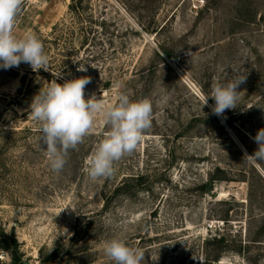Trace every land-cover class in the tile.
<instances>
[{
    "label": "rangeland",
    "instance_id": "1",
    "mask_svg": "<svg viewBox=\"0 0 264 264\" xmlns=\"http://www.w3.org/2000/svg\"><path fill=\"white\" fill-rule=\"evenodd\" d=\"M28 31L49 64L0 68V264H114L113 237L142 264H264V161L245 157L264 128V0H24L14 33ZM234 76L238 106L217 116L201 98ZM81 77L105 109L120 92L152 104L137 148L95 182L104 114L60 172L29 115L48 82Z\"/></svg>",
    "mask_w": 264,
    "mask_h": 264
},
{
    "label": "clouds",
    "instance_id": "2",
    "mask_svg": "<svg viewBox=\"0 0 264 264\" xmlns=\"http://www.w3.org/2000/svg\"><path fill=\"white\" fill-rule=\"evenodd\" d=\"M23 4L24 0H0V68L7 70L23 62L33 71L41 68L47 71L48 56L38 36L30 31L21 37L14 33ZM59 75L53 73L54 77ZM244 79L234 76L227 83H214L211 94L201 98L203 106L211 97L215 101L212 112L217 116L236 108L240 94L237 89ZM89 83V77L67 80L63 84L53 79L34 96L29 115L39 124L40 142L45 146L51 169L60 172L69 150L76 149L92 132L97 114H104L109 130L86 161L87 175L95 182L111 177L116 162L137 148L144 130L151 126L152 104L147 98L133 101L120 92L117 102L105 109L95 94L85 98V87ZM253 139L258 149L252 155L245 153V157L253 163L264 161V128L258 130ZM102 252L114 264H142L144 260L141 249L128 246L119 237L104 241Z\"/></svg>",
    "mask_w": 264,
    "mask_h": 264
},
{
    "label": "trees",
    "instance_id": "3",
    "mask_svg": "<svg viewBox=\"0 0 264 264\" xmlns=\"http://www.w3.org/2000/svg\"><path fill=\"white\" fill-rule=\"evenodd\" d=\"M213 178L212 179H210V182L212 183L213 182ZM225 181H226V179H224ZM262 180V179H261ZM263 181V180H262ZM15 243V241L13 240V244ZM0 248L2 249V250H4V251H8V250H10V248H11V244H9L8 242L5 244V245H2V246H0ZM55 257H54V255L52 254V255H50L48 258H47V260H46V262H44V264H54V263H56V261H55Z\"/></svg>",
    "mask_w": 264,
    "mask_h": 264
},
{
    "label": "built area",
    "instance_id": "4",
    "mask_svg": "<svg viewBox=\"0 0 264 264\" xmlns=\"http://www.w3.org/2000/svg\"><path fill=\"white\" fill-rule=\"evenodd\" d=\"M0 258H2V257H0Z\"/></svg>",
    "mask_w": 264,
    "mask_h": 264
},
{
    "label": "bare ground",
    "instance_id": "5",
    "mask_svg": "<svg viewBox=\"0 0 264 264\" xmlns=\"http://www.w3.org/2000/svg\"><path fill=\"white\" fill-rule=\"evenodd\" d=\"M191 86V85H190Z\"/></svg>",
    "mask_w": 264,
    "mask_h": 264
}]
</instances>
